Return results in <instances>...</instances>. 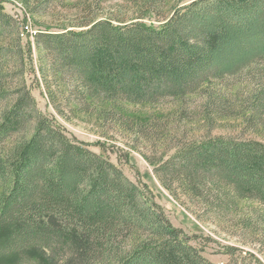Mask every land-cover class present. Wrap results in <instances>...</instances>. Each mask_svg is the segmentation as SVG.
<instances>
[{
    "label": "trees",
    "instance_id": "16d2710c",
    "mask_svg": "<svg viewBox=\"0 0 264 264\" xmlns=\"http://www.w3.org/2000/svg\"><path fill=\"white\" fill-rule=\"evenodd\" d=\"M162 2L145 5L156 10ZM140 19L91 18L80 31L46 30L34 40L82 101L103 98L113 108L182 99L264 62V0H195L173 8L159 27ZM20 34L0 6V73L22 72ZM253 97L252 117L264 126V88ZM155 173L193 197L229 187L264 206V145L255 141H195ZM0 264L213 263L146 186L69 138L39 111L24 81L6 86L0 74Z\"/></svg>",
    "mask_w": 264,
    "mask_h": 264
},
{
    "label": "rangeland",
    "instance_id": "374dc122",
    "mask_svg": "<svg viewBox=\"0 0 264 264\" xmlns=\"http://www.w3.org/2000/svg\"><path fill=\"white\" fill-rule=\"evenodd\" d=\"M192 1L163 0L150 10L145 0H55L48 5L46 0H1L4 12L18 20L20 31L24 25L30 28L25 37L20 34L22 72L5 69L0 73L2 82L15 87L24 81L39 111L69 138L108 158L133 183L146 186L172 226L182 230L207 260L264 264V206L260 202L241 200L229 187L224 191L208 187L201 190L203 195L193 197L181 183L155 173L179 149L195 141L216 137L264 145V126L252 117L253 96L264 88V62L228 80L206 83L182 99L146 105L122 102L113 108L103 98L82 101L66 74L52 72L49 57L32 38L41 31L60 32L62 27L80 31L77 26L91 18L131 22L142 17L140 21L159 27L173 8ZM39 5L41 9L34 13ZM10 91L13 94L14 89Z\"/></svg>",
    "mask_w": 264,
    "mask_h": 264
},
{
    "label": "built area",
    "instance_id": "2783aa9c",
    "mask_svg": "<svg viewBox=\"0 0 264 264\" xmlns=\"http://www.w3.org/2000/svg\"><path fill=\"white\" fill-rule=\"evenodd\" d=\"M1 1V0H0ZM30 28L27 26V25H24L23 27H22V29H21V37H25L26 36V34L25 33H28V32H30V30H29ZM32 38H34L33 37V34H32Z\"/></svg>",
    "mask_w": 264,
    "mask_h": 264
}]
</instances>
